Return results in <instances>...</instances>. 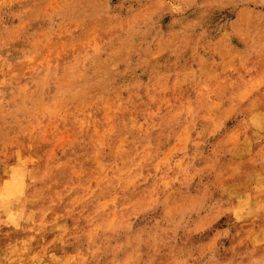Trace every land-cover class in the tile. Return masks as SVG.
Here are the masks:
<instances>
[{
    "label": "rangeland",
    "instance_id": "rangeland-1",
    "mask_svg": "<svg viewBox=\"0 0 264 264\" xmlns=\"http://www.w3.org/2000/svg\"><path fill=\"white\" fill-rule=\"evenodd\" d=\"M0 264H264V0H0Z\"/></svg>",
    "mask_w": 264,
    "mask_h": 264
}]
</instances>
